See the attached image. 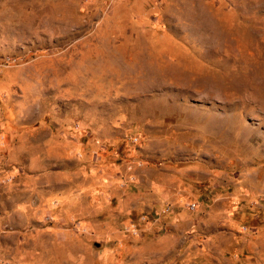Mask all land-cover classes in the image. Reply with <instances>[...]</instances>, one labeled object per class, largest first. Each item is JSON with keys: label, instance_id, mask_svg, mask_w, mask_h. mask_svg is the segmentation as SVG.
Listing matches in <instances>:
<instances>
[{"label": "rangeland", "instance_id": "374dc122", "mask_svg": "<svg viewBox=\"0 0 264 264\" xmlns=\"http://www.w3.org/2000/svg\"><path fill=\"white\" fill-rule=\"evenodd\" d=\"M0 264H264V0H0Z\"/></svg>", "mask_w": 264, "mask_h": 264}]
</instances>
